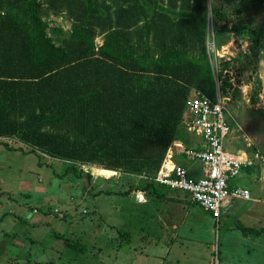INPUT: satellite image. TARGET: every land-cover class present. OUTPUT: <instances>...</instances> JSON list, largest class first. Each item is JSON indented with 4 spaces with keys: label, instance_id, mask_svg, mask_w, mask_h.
<instances>
[{
    "label": "trees",
    "instance_id": "16d2710c",
    "mask_svg": "<svg viewBox=\"0 0 264 264\" xmlns=\"http://www.w3.org/2000/svg\"><path fill=\"white\" fill-rule=\"evenodd\" d=\"M99 1L105 15L84 0H0V139H18L52 159L155 175L191 90L215 99L206 7L195 0L192 18L154 11L144 21V1H156ZM192 1L158 0L185 10ZM64 12L82 27L63 50L46 27H23L18 19L41 23L42 16ZM99 33L106 39L97 50ZM240 228L264 233V227Z\"/></svg>",
    "mask_w": 264,
    "mask_h": 264
},
{
    "label": "rangeland",
    "instance_id": "374dc122",
    "mask_svg": "<svg viewBox=\"0 0 264 264\" xmlns=\"http://www.w3.org/2000/svg\"><path fill=\"white\" fill-rule=\"evenodd\" d=\"M84 1L90 10L105 15L100 1L99 5L94 4V0ZM154 1H144L148 13L144 21H148L154 11L169 13L175 19L196 15L195 0L189 10L181 7L174 9L166 3ZM203 2L206 7V44L213 67L216 95L219 87L221 95L227 100V119L233 130L225 141L226 149L235 153L242 150L248 154H264V0H224L220 5L217 0ZM108 5L112 10L117 7L111 1H108ZM18 19L23 27H46L47 38L60 50L65 49L66 41L78 37V29L82 27L66 12L42 16L41 23H34L33 17ZM105 39L106 33L97 35V50L105 44ZM183 137L185 141H194L191 145L186 144L187 147L202 141L193 133H183ZM0 141L11 147L0 144V264H113L114 254L118 250L126 255H123L121 264H138L135 253L136 250L139 252L140 245H144L142 237L147 233L158 234L156 219L147 227L148 230L141 231V218L150 219L155 213L147 210L144 214L141 206L133 204L132 198L121 196L120 193L115 196L112 193L111 196L101 194L100 200L121 203L120 207L124 210L122 217L129 221V226L124 229L112 230L117 236L114 239L107 229V219L95 212L94 199L99 198L91 194V198H85V203L79 205L77 199L81 200L84 190H88L87 183L91 186L97 181L96 185H92L94 191L102 187L103 190L115 192L127 184L132 193L150 188L154 183V174L144 172L132 175L112 170L116 174L101 176L95 169H105L104 165L61 162L42 153H31V147L18 139L4 138ZM172 146L175 148L173 142L165 158ZM182 155L185 156H176L175 161L179 164L188 163L190 157L184 153ZM67 169L71 170L68 172ZM252 170L260 174L258 183L247 170L233 181L235 186L247 188L251 192V200L229 198L222 204V217L228 221L225 227L224 222H217V218L210 216L200 206H193L190 215L195 214L197 218L213 217L216 224L213 233H210L203 227L206 224L196 221L192 225L194 231L189 232L196 241L194 244L187 242L191 243L190 250L198 248L195 245L203 246L204 253L203 248H208V252H213L211 257L216 258L219 264L220 236L225 233L232 235L231 239L237 242L236 235L245 237L240 226L254 230L264 227V166ZM153 185L159 194L177 193L191 198L189 193L170 190L156 183ZM72 198L74 205L71 213L64 217L70 211ZM153 207L155 211L156 206ZM189 207L192 208V204ZM33 209H38L39 213L31 219L25 218L24 211L32 213ZM56 209L60 211L59 214H54ZM84 210L88 212L83 213ZM3 214L9 217L7 221H3ZM37 220L41 221L39 226H33ZM5 232L10 235H5ZM249 235L252 237L250 244L243 246L249 245L252 253L264 261V233ZM67 240L77 247H69ZM200 253L198 248L197 254ZM17 254L20 255L15 260Z\"/></svg>",
    "mask_w": 264,
    "mask_h": 264
},
{
    "label": "crops",
    "instance_id": "0c3cea01",
    "mask_svg": "<svg viewBox=\"0 0 264 264\" xmlns=\"http://www.w3.org/2000/svg\"><path fill=\"white\" fill-rule=\"evenodd\" d=\"M217 1H218V4L220 5V3H222L221 1H224V0H217ZM217 51L218 53L221 52L218 48H217ZM192 91L193 90H191L190 95L192 94ZM217 97H218V93L215 99H217ZM186 112H187V109L185 110L184 115L186 114ZM184 115L179 125L175 139L173 141V145H175V148L172 146L162 166L163 165L164 167L176 166V167L183 168L187 171L189 177L193 179H199L202 177V174H201V166L197 163V161H194L191 158L189 159L187 157L186 158L189 159L188 163L185 162V163L179 164L175 161L176 156H185V155H182L183 150L201 149L204 147L203 141H198V143H195L193 147L192 146L187 147L186 144L191 145L193 144L194 141L192 140L185 141V137H183V133H193L195 134L196 137L198 138H201V137L195 131H191L186 128L184 124ZM237 153L251 155V154H248L247 151H242V150L237 151ZM54 160L69 163L63 160H58V159H54ZM70 170L71 169H67L68 172ZM73 171L75 172V170ZM247 172H250L251 174H253V177L255 178L254 180L256 183L259 182L260 180L259 172H255L252 169L247 170ZM80 176H83V175H80ZM77 177L79 176H75V178ZM96 183L97 181L91 184V186L88 185L87 183L88 190H84L81 196V200L77 199V204L79 205L80 203L81 204L85 203V198L87 197L91 198V194H93L94 198L95 196H97L99 199L98 200L94 199L95 212L97 213V215L99 216L102 215V217L107 219V225H108L107 229H109L110 235H112L114 239L117 238V236L115 233H112V230L113 229H117V230L124 229L125 227L129 226L127 224L129 221L126 220L127 218L122 217V215L124 214V210L122 207H120L121 203L112 201V200H100L101 194H104V195L107 194L108 196H111V193H112L115 196L117 193H120L121 196L132 198L133 204L141 206L142 212L144 214L147 213V210L153 211L155 213V215L152 216V218L150 219H144V217L141 218L140 223L143 224V227H141V231H145V229L148 226H151L153 224V220L156 219L158 234L149 235L147 233L146 235L142 237L141 241L144 242V245L143 246L140 245L139 252H137L136 250V253H135L136 255L135 261L138 262V264H217L216 258L213 259V256L211 257V255H213L212 254L213 252L212 253L208 252L209 250L208 248H203L204 253H202L203 246L195 245L201 251L200 254H197L198 248L190 250L189 247L191 243L187 244L188 241L192 242L193 244L196 242L195 239L191 235V233L194 231V227L192 225H195L196 221H198V223L206 224L203 227L210 233L211 232L213 233V230H214L213 228L216 224V221L214 220V218L210 217L212 216V213L210 212H208L210 216H207V217L201 216L202 218H197L195 214L190 215V213L194 210L193 206L198 205L194 203V201L192 200V197L191 198L188 197L189 199H187L186 197H183L177 193L174 195L170 193L159 194L158 190L154 188V185H153L154 183L152 184L150 188H144L141 190L133 191L132 193H131L132 190L130 191L131 188L127 184H125L126 187L123 188L122 190H119V192H115V190L106 191V190H103L104 188L102 187H98V189L94 191V189H92L93 188L92 185H96ZM125 192H128V193L125 194ZM71 201H72L71 205L69 206L70 211L67 213V215H64V217L68 216V214L71 213V210L73 208L72 206L74 205V199L72 198ZM190 204H192V208L189 207ZM153 206H156L155 211H154ZM75 209H77V206H75ZM105 209H108V210L105 211ZM0 210H2L1 206H0ZM87 212H88L87 210H84L83 213H87ZM38 213H39L38 209H33L32 213H29V211L25 210L24 216L27 219H31V217H33L34 214H38ZM59 213L60 211L58 209L54 211V214H59ZM222 216L219 219L220 221L219 223L224 222L223 224L225 227L228 221L224 219ZM2 219L3 221H7L9 217L3 214ZM191 221L193 224L191 223ZM39 222L41 221L37 220L33 222V226L35 225L39 226L38 225ZM189 232L191 233L189 234ZM4 234L10 235L7 232H5ZM244 236L245 237L243 238V235H236L235 238L237 242H234L231 239L232 235H229L226 233L220 236L221 241L219 237V243H218L220 246L219 264H260V263L263 264L264 263V261L261 258H259L258 255H254L252 253V250L249 249L250 247L249 245L243 246V244H250V241L252 240V237L250 235L247 236L244 234ZM200 242L201 241H199V245H200ZM239 246L241 247V249H239L240 248ZM19 255L18 254L16 255L15 260L18 259ZM123 255L126 256L120 250L115 252L113 264H121ZM207 255H209L208 256L209 259H207L208 258Z\"/></svg>",
    "mask_w": 264,
    "mask_h": 264
},
{
    "label": "built area",
    "instance_id": "2783aa9c",
    "mask_svg": "<svg viewBox=\"0 0 264 264\" xmlns=\"http://www.w3.org/2000/svg\"><path fill=\"white\" fill-rule=\"evenodd\" d=\"M219 90L218 87L215 100L202 91L193 90L186 104L184 124L202 138L204 147L182 152L201 164L202 177L193 179L183 168L163 165L152 178L156 184L189 193L194 203L212 213L217 221L226 199L251 200V192L232 185L233 181L244 170L264 166L262 153L247 155L226 149L225 141L233 130L227 119V100Z\"/></svg>",
    "mask_w": 264,
    "mask_h": 264
},
{
    "label": "bare ground",
    "instance_id": "6f19581e",
    "mask_svg": "<svg viewBox=\"0 0 264 264\" xmlns=\"http://www.w3.org/2000/svg\"><path fill=\"white\" fill-rule=\"evenodd\" d=\"M95 171H98V175H103V176H110L112 174H116L115 171H112V170H107V169H103V168H98V169H95Z\"/></svg>",
    "mask_w": 264,
    "mask_h": 264
}]
</instances>
